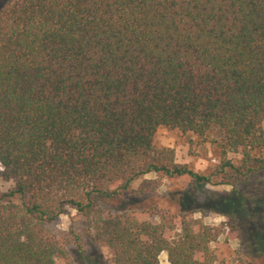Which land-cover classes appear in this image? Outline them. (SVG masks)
I'll list each match as a JSON object with an SVG mask.
<instances>
[{
    "label": "trees",
    "instance_id": "trees-1",
    "mask_svg": "<svg viewBox=\"0 0 264 264\" xmlns=\"http://www.w3.org/2000/svg\"><path fill=\"white\" fill-rule=\"evenodd\" d=\"M160 127L200 139L217 132L220 164L204 175L177 163L155 143ZM225 170L239 181L264 173V0L0 6V178L13 184L0 195V264L69 260L46 228L66 207L111 264H160L161 253L168 264H215L210 245L221 231L195 209L235 228L243 219L248 253L264 260V232L249 229L264 193L247 197L232 182L203 206L181 195L174 213L108 207L148 173L198 190ZM72 243L79 260L98 264L77 235Z\"/></svg>",
    "mask_w": 264,
    "mask_h": 264
},
{
    "label": "rangeland",
    "instance_id": "rangeland-1",
    "mask_svg": "<svg viewBox=\"0 0 264 264\" xmlns=\"http://www.w3.org/2000/svg\"><path fill=\"white\" fill-rule=\"evenodd\" d=\"M6 0H0V6ZM155 143L158 146L171 148L174 151L175 161L179 164L187 165L192 171L204 175H210L220 164L223 150V141L217 132L211 133L206 139H200L196 136L186 133L182 134L175 130L160 127L155 133ZM227 158L232 162H237L239 156L234 153H227ZM224 177L213 176L212 184L204 185L198 190L194 189L187 181L168 180L157 176L154 173H148L133 182L129 192L125 195L114 198L108 203L112 210H132L150 212L151 210L165 209L170 213L178 212L181 205V195H192L194 199L193 206H203L207 199L213 195L223 196L231 190L228 182L247 197L264 193V173L255 174L246 180H236L234 175L225 170ZM11 181H4L0 178V195L12 189ZM194 218L202 221L204 224L221 231L218 240L210 245L215 255V264H264L261 258H252L248 253L245 243L246 237L243 235L248 229L245 228V222L240 218L236 228L231 222L218 214L209 211H197L195 209ZM264 215V208H261L259 216L251 221L249 229L262 230L261 216ZM239 227V228H238ZM46 228L61 242L65 244L69 260L63 257H57L55 264H84L76 255V248L73 236L77 235L80 244L84 247L85 253L93 258L98 264H111L110 253L103 246L92 245L87 237V227L84 218L72 207H66L59 217L46 225ZM241 236L239 237V233ZM171 239L177 235L176 231L167 232ZM160 264H168L167 256L161 253L159 256Z\"/></svg>",
    "mask_w": 264,
    "mask_h": 264
}]
</instances>
